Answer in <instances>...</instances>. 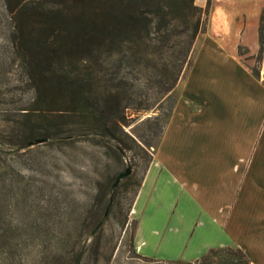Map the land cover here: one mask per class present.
Masks as SVG:
<instances>
[{
  "label": "trees",
  "instance_id": "1",
  "mask_svg": "<svg viewBox=\"0 0 264 264\" xmlns=\"http://www.w3.org/2000/svg\"><path fill=\"white\" fill-rule=\"evenodd\" d=\"M199 1L0 0V36L6 41L3 64L7 62L15 70L32 97L30 105L19 112L22 120L9 121L12 145L24 149L29 139L67 146L86 142L112 153L121 164L130 154L134 171L141 167L139 178L133 172L115 189L111 186L118 173L112 177L107 200L103 203L96 195L91 203L92 209L99 206L101 212L96 218L92 211V225L85 233L89 244L84 242L66 253L64 240L58 237L51 264H99L104 257L98 237L104 223L114 216L122 228L127 226L153 155L147 143L125 129L132 124V116L155 113L147 121H153L148 131L156 138L161 136L175 105L174 91L191 67L196 43L206 31L211 4L202 0L199 6ZM257 43V67L250 72L259 79L261 67L264 69V9L259 16ZM38 193L12 175L0 179V260H8L5 264L22 258L15 254L18 230L11 223L16 210L3 208L1 200L17 205V198L25 195L23 209L29 217H36L35 223L41 228L45 227L43 216L55 213L51 217L59 218L62 208L59 202L41 203L42 199L34 196H40ZM32 195L34 201H29ZM107 207L103 225L91 237ZM31 229L26 237L32 235ZM218 252L210 250L198 262L249 264L240 250L226 249L225 259L215 261ZM38 259L43 260V255Z\"/></svg>",
  "mask_w": 264,
  "mask_h": 264
},
{
  "label": "crops",
  "instance_id": "2",
  "mask_svg": "<svg viewBox=\"0 0 264 264\" xmlns=\"http://www.w3.org/2000/svg\"><path fill=\"white\" fill-rule=\"evenodd\" d=\"M209 1L131 210L133 250L149 264H192L225 248L264 264V85L238 59V49L257 54L264 0Z\"/></svg>",
  "mask_w": 264,
  "mask_h": 264
},
{
  "label": "rangeland",
  "instance_id": "3",
  "mask_svg": "<svg viewBox=\"0 0 264 264\" xmlns=\"http://www.w3.org/2000/svg\"><path fill=\"white\" fill-rule=\"evenodd\" d=\"M261 10L258 11V17ZM249 12L250 15H254L257 11L253 9ZM250 40L251 36L249 35L246 41L248 45ZM5 47L6 41L0 36V179L6 180L12 175L18 183L29 184L38 189L40 196H34L41 198L43 201L41 203L46 200H50L51 205L59 202L62 208L61 215H57L59 218L51 217L55 213L43 216L45 227L38 228L35 223L36 217L32 215L29 217L23 209L25 195H20L17 198L19 201L17 205L16 202L10 204V202L1 200L3 208H15L16 210L11 223L13 227L17 226L18 230L15 254L20 255L22 260L18 258L12 264H51L56 256L58 237L64 240L63 246L66 253L71 248L78 249L84 242L89 244L90 240H86L85 233L89 231L88 226L92 225L90 217L94 214L97 218L101 212L99 206L92 209L91 203L96 195L103 203L107 200V190L112 177L130 166L131 173L134 172L136 178H139L141 167L134 171L130 164V154L121 164V161L119 162L112 153H106L103 148L86 142H76L68 146L58 142H47L28 148L27 144L35 140L29 139L25 142L24 149H19L17 144L13 146L12 144L15 142L11 137L12 122L9 121L22 120L19 112L30 105L32 97L28 88L21 83L15 70L10 68L7 62L3 64L2 51ZM239 53L238 59L247 69L257 67L255 63L257 54L250 56L246 50L242 49H239ZM259 79L264 82L262 67L259 71ZM175 91L173 98L176 100ZM166 106V104L163 105L164 108ZM155 116V113H140L137 117L132 116V124L125 129V132L133 138L147 143L150 146L148 151L152 155H154L160 137L156 138L148 131V127L153 121L150 120V123L147 121ZM17 141L20 145L21 139L17 138ZM34 196L32 195L28 200L34 201ZM130 198L131 192L126 195V199ZM126 203L127 201L123 203L124 212L127 207ZM92 211H94L93 214ZM3 215H5V210H3ZM8 217H10L9 213L6 218L7 222H9ZM18 222H25L29 226L19 225ZM135 225L136 222L130 218L127 226L122 228L119 225V220L114 216L104 223L98 237L104 257L99 264H106L104 259L110 260L108 264H149L144 263L133 252L131 239ZM29 227L32 228V235L26 237L25 233L28 234ZM37 231H41L42 236ZM226 249L235 250L231 248L218 249L219 252L213 259L223 261ZM41 255H43V260L38 259V256L41 257ZM7 261L0 260V264H5ZM192 264L201 263L197 261Z\"/></svg>",
  "mask_w": 264,
  "mask_h": 264
},
{
  "label": "water",
  "instance_id": "4",
  "mask_svg": "<svg viewBox=\"0 0 264 264\" xmlns=\"http://www.w3.org/2000/svg\"><path fill=\"white\" fill-rule=\"evenodd\" d=\"M45 143H47V139H36V140H34V141L29 142V143L27 144V147H28V148H31V147H35V146H39V145H43V144H45ZM130 174H131V168H130V166H127L126 169H125L124 171H122L121 173H119V174L116 176V178H115V180H114V182H113V184H112V186H111V189H115V188L118 186V184H119L121 181H123L124 179H126L127 177H129ZM107 212H108V207L106 208V210H105V212H104L103 218H102L101 221L98 223V225L95 227V229L92 231V233H91V237H93L94 234L97 232V230L103 225L104 220H105V218H106V216H107Z\"/></svg>",
  "mask_w": 264,
  "mask_h": 264
}]
</instances>
